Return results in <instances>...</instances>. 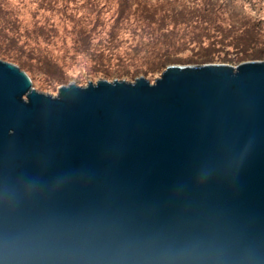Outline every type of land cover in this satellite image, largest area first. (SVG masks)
Returning <instances> with one entry per match:
<instances>
[{"label":"water","instance_id":"water-1","mask_svg":"<svg viewBox=\"0 0 264 264\" xmlns=\"http://www.w3.org/2000/svg\"><path fill=\"white\" fill-rule=\"evenodd\" d=\"M0 264H264V60L56 96L0 60Z\"/></svg>","mask_w":264,"mask_h":264},{"label":"rangeland","instance_id":"rangeland-1","mask_svg":"<svg viewBox=\"0 0 264 264\" xmlns=\"http://www.w3.org/2000/svg\"><path fill=\"white\" fill-rule=\"evenodd\" d=\"M214 1L216 5L209 4V0H132L130 5L124 0H0V54L23 64L24 68L19 69L29 77L32 88L51 96H56L58 89L69 83L78 86L99 80L133 83L143 76L153 83L168 66L152 76L142 72L157 58L167 56L157 54L164 41L172 42L168 45L172 55L169 56L181 63L206 51L213 61L208 63L231 59L236 53L233 42L238 38L243 42L251 36L263 56L264 21L260 19L264 20V0ZM221 1L231 8L241 7V13L254 10V21L236 20L241 27L240 36L230 29L231 9H225ZM205 3L218 9L216 12L224 16L225 23L208 20V30L205 24L197 30L187 27L185 20L173 25V12L183 11V16L191 18L197 12H189L185 7ZM144 4L147 6L143 7ZM260 7L262 11L257 12ZM212 18L208 14V19ZM153 45L160 51L154 52ZM0 60L18 65L1 56ZM198 65L203 64L169 66ZM125 71L140 73L132 80L117 78Z\"/></svg>","mask_w":264,"mask_h":264},{"label":"trees","instance_id":"trees-1","mask_svg":"<svg viewBox=\"0 0 264 264\" xmlns=\"http://www.w3.org/2000/svg\"><path fill=\"white\" fill-rule=\"evenodd\" d=\"M130 1L132 0H124L125 4L126 5H130ZM220 1V0H219ZM222 4H225L226 2L224 1H221ZM217 1H214V0H209V4H212V5H216ZM206 5H193L192 7H185L187 8L186 10H190L189 12H197V14L191 18L187 17V16H183L182 13L183 11H175L173 12L174 14L172 15V20L174 21L173 22V25H177L180 21L178 20H182V23H183V20H185L188 24H187V27H192L194 28V30H197L198 27H201V25L205 24L204 25V28L208 30V20L209 21H212L213 22H218V23H225V18L224 16H221L220 17V14H218L216 11H219L218 9H214L213 6L212 8L208 7V3H205ZM139 5V4H138ZM147 5L144 4L143 7H146ZM225 9L227 8H230V15L233 19L232 23H231V26H230V29L232 30V32H238L239 36L240 34L242 33L241 31V27L238 25L239 22H245V21H248L250 23V20H253L255 19V15H254V10L253 9H250L248 10V12H245V13H241L243 12L241 7L237 8H231V7H228L227 4H225V6H223ZM121 8H122V3H121ZM223 8V9H224ZM263 9L262 7L256 9L257 12H261ZM247 11V9L245 10ZM256 12V13H257ZM208 14L209 16H212V20L208 19ZM258 14V13H257ZM151 16H154L153 13L150 14ZM240 16V17H239ZM218 20H217V18ZM239 17V18H237ZM258 17H260V15H258ZM216 18V19H215ZM238 20V23L237 21ZM245 20V21H244ZM261 21H264L263 19H260ZM254 27V25H251ZM227 33V32H226ZM252 37V36H251ZM249 37V39H245L246 41L243 40V42H241L239 40V38L233 42V45H234V48L236 49V53L233 55V57L231 59H222L220 61H218L219 63H225V64H231V65H237L239 63H242L244 61H252V60H258V61H261V60H264V55L261 56V52L259 51L260 49L257 48V44H256V39L255 38H251ZM226 38V37H225ZM224 38V39H225ZM240 41V43H239ZM198 42H201V41H198ZM172 44V42H166L164 41V46L163 45H160L158 47V49H162L161 52H158L157 54H160V53H166V57L164 58H157V60H155L154 62L150 63L149 65V68L148 69H143V74L145 76H152L153 73H156L160 70H163L165 69L167 66L169 65H173V64H190V63H194V64H205V63H208V62H213L211 61V57L212 56H209V52H204L202 55L198 56L196 59H190L189 61L187 62H178L180 60H174L173 58H171L170 56L171 53H170V50H169V47L168 45ZM255 46V48H253ZM252 47V49H250ZM157 46L156 45H153V51L156 52L157 50ZM160 51V50H158ZM170 55V56H169ZM1 58L3 60H6V61H10L12 63H16L18 64L17 66H19L20 69L24 68L23 64H19V62L16 60V59H12L13 57L11 56H8V55H3V54H0ZM140 70V69H139ZM140 72H135V71H125V73L119 75L117 78H124V79H129V80H132L133 78H135ZM112 77V76H111ZM115 76L112 77V79L114 78Z\"/></svg>","mask_w":264,"mask_h":264}]
</instances>
